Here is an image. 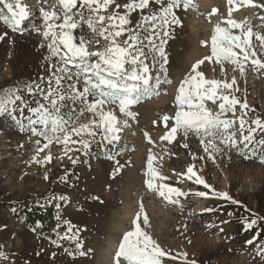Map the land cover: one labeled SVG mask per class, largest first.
<instances>
[{
	"label": "rangeland",
	"instance_id": "obj_1",
	"mask_svg": "<svg viewBox=\"0 0 264 264\" xmlns=\"http://www.w3.org/2000/svg\"><path fill=\"white\" fill-rule=\"evenodd\" d=\"M21 2L27 11L30 5H34L35 10L21 22L18 30L13 31L0 20V36L3 37L0 39V91L20 88L24 98L29 99V105L35 107L37 101L43 102L35 85L46 89L48 78L55 71L52 66L58 63V57L52 56L47 47L49 41L41 34L44 30L41 10L60 11V5L58 0ZM254 2L264 4V0ZM229 7L228 0H194L187 11L177 12L182 26H172L165 45L168 57L165 67L171 83H161L158 95L132 105L130 111L135 113L134 119L120 114L118 106H111L118 119L128 121L119 133V141L109 144L97 136L87 151H77L80 145L69 144L73 151L66 154L64 145L54 141L37 157L43 160L50 153L51 162L36 163L32 157L37 155L35 141L40 138L27 130L21 131L10 119L0 116V264H114L120 240L125 232L133 229L132 221L141 202L150 222L146 231L176 257L165 258L164 264H186L180 255L183 253H187V264L192 261L195 264H264V253L258 255L264 249V240L252 234V228H247L253 219L264 225V163L258 157L245 159L236 149L224 145H219L222 151L212 152L214 159H210L194 133L185 138L178 132L171 143L162 140L174 124L170 119L166 127L163 117H174L175 97L181 81L191 72L193 64L211 55L213 29L228 18ZM213 9L218 10L215 15L211 14ZM4 11L6 13V9ZM262 16L264 8L261 7H241L232 14V18H247L256 26L264 23ZM137 19L133 14V24ZM254 31L264 33V28L255 27ZM252 47L257 53L255 58L264 60V49L254 38ZM147 62L152 63L151 56ZM223 67L225 72H221V65L215 59L205 60L198 71L206 79L231 81L235 77L239 88L235 95L242 102L246 100L249 109H254L244 110L248 122L245 127L255 128L253 120L264 121V70H254L250 61L246 62L244 76L238 69L233 70L235 66L231 64L225 63ZM158 70L159 64L156 65ZM68 83L65 81V86ZM26 85H33L34 95L28 93ZM207 104L218 111L219 101L217 105L210 101ZM70 105L78 114L79 103L70 102ZM68 107L62 111L68 112ZM239 115L241 110L237 106ZM91 116L87 112L79 115L73 126L88 123ZM227 118L232 119V114ZM238 127L237 121L235 128ZM244 134L247 135V131ZM253 135L255 141L264 140V132L259 129ZM27 138L29 142L24 143ZM73 139L79 137L73 136ZM43 143L42 140L41 145ZM239 147L243 149V144ZM255 147L264 154V147L259 144ZM150 150L156 157L153 167L167 177L158 183L187 193L179 198V205L169 204L148 190L145 173ZM72 160L77 162L74 164ZM190 166L212 190L227 193L238 203L214 197L209 189L194 182L195 177L188 179ZM117 168L119 172L115 173ZM200 191L208 192L209 196L195 195ZM19 207L51 208L58 226L63 227L60 234L50 240L25 225L19 213L15 214ZM77 230L82 243L80 249L76 247L78 241L71 238ZM249 240L253 243L248 244ZM80 251L87 254L81 256Z\"/></svg>",
	"mask_w": 264,
	"mask_h": 264
},
{
	"label": "snow or ice",
	"instance_id": "obj_2",
	"mask_svg": "<svg viewBox=\"0 0 264 264\" xmlns=\"http://www.w3.org/2000/svg\"><path fill=\"white\" fill-rule=\"evenodd\" d=\"M193 2L194 0H126L125 3H119L118 0H58L60 11L55 8L51 11L42 9L44 30L41 34L49 41L47 47L52 56L58 57V63L52 66L55 71L48 78L47 88L35 85L43 102L37 101L35 107L30 106L20 88L0 91V116L10 119L21 131L27 130L32 136L40 138L35 141L37 155L32 157L33 162H51L50 153L43 160L37 157L54 141L64 145L65 154L73 151L69 144L80 145V148L75 149L77 151H87L97 136L109 144L119 141V133L123 126H127L128 121L118 119L111 106H118L120 114L134 119L135 113L130 111L132 105L153 94L158 95L161 83H171L165 67L168 63L165 45L171 36L172 26H182L177 12L187 11L193 6ZM228 4V18L217 23L213 29L211 55L192 65L191 72L177 89V111L174 117H163L166 127L170 119L174 120V124L162 140L171 143L178 132H182L185 138L189 133H194L200 138L210 159H214L211 153L219 154L222 151L219 145H224L236 149L245 159L258 157L264 163V154L255 147L256 144L264 147V140L255 141L253 135L257 129L264 132V121L257 118L252 121L255 128L248 126L246 129L248 122L244 117L247 116V111L244 110L254 109H249L247 101L242 102L235 95L239 91L236 78L233 77L231 81L206 79L198 71L205 60L211 62L213 59L221 65V72H225L223 65L227 63L235 66L233 70L238 69L240 75L244 76L246 62L249 61L254 70H264V60L255 58L257 53L252 47L254 38L264 49V33L254 31L255 27L264 28V23L256 26L247 18H232L234 10L239 11L241 7L264 8V4H256L254 0H228ZM0 5L3 6L0 8V20L13 31L18 30L21 22L29 16L21 0H0ZM217 11L213 9L211 14L215 15ZM133 14L138 16L135 24ZM260 19L264 21V16ZM82 27L88 29L89 35L76 34V30ZM0 39L3 37L0 36ZM201 43L207 45L206 41ZM149 56L152 58L151 64L147 62ZM65 81L70 83L65 86ZM25 87L29 94H35L33 85ZM209 101L212 105H217L219 101L218 111L209 107ZM67 102L73 105L79 103L81 107L78 114L75 108L71 112L62 111L67 107ZM237 106L241 110L239 116ZM85 112L92 114L89 122L73 126L79 115ZM229 113L232 114V119L227 118ZM237 121L238 129L235 128ZM245 131L247 135L244 134ZM73 136L79 139H73ZM42 140L45 143L41 145ZM240 144H243V149L239 147ZM155 159L150 150L145 173L148 190L157 193L169 204L179 205V198L187 193L158 183L167 177L160 175L153 167ZM72 162L75 164L77 161ZM118 172L119 168L115 170V173ZM186 175L188 179L195 177L194 182L209 189L212 196L231 200L233 204L238 203L227 193L212 190L193 167L187 169ZM195 195L208 197L209 193L200 191ZM132 223L133 229L125 232L120 240L113 257L114 264H164L165 258L176 259L146 231L150 222L142 202ZM256 223L255 219L251 220L247 228H252ZM71 231L70 226L69 232ZM78 232L79 230L73 233L71 238L78 241L76 247L80 249L82 243L79 242ZM247 243L252 244L253 241L249 240ZM262 253L264 249L258 255ZM86 254L84 251L79 252L81 256ZM180 255L187 264V253ZM191 264H195V261Z\"/></svg>",
	"mask_w": 264,
	"mask_h": 264
},
{
	"label": "trees",
	"instance_id": "obj_3",
	"mask_svg": "<svg viewBox=\"0 0 264 264\" xmlns=\"http://www.w3.org/2000/svg\"><path fill=\"white\" fill-rule=\"evenodd\" d=\"M76 34L89 35V31L86 27L78 28ZM27 97H25L26 99ZM29 101V99H26ZM33 104V101H30ZM69 106V107H68ZM68 112H71L74 108L67 102ZM22 217V221L25 225L34 228L38 233L42 234L50 240H55L56 235L60 234L63 227H59V223L55 218L54 212L51 208L41 209L40 207H30L26 209L19 207L15 210V214ZM252 234H256L259 239L264 240V225L257 221L256 225L252 227Z\"/></svg>",
	"mask_w": 264,
	"mask_h": 264
},
{
	"label": "bare ground",
	"instance_id": "obj_4",
	"mask_svg": "<svg viewBox=\"0 0 264 264\" xmlns=\"http://www.w3.org/2000/svg\"><path fill=\"white\" fill-rule=\"evenodd\" d=\"M29 7H30V8H29V11H28V12H29V16H30V12L33 11V9H34V5H33V6L30 5ZM34 10H35V9H34ZM32 14H33V12H32ZM32 16H33V15H32ZM26 19H27V18H26ZM28 142H29V139L27 138V139L24 141V143H28ZM6 149H7V148H6Z\"/></svg>",
	"mask_w": 264,
	"mask_h": 264
}]
</instances>
